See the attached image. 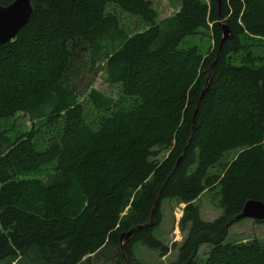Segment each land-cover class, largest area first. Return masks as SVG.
Returning a JSON list of instances; mask_svg holds the SVG:
<instances>
[{
	"label": "trees",
	"instance_id": "16d2710c",
	"mask_svg": "<svg viewBox=\"0 0 264 264\" xmlns=\"http://www.w3.org/2000/svg\"><path fill=\"white\" fill-rule=\"evenodd\" d=\"M31 2L27 24L0 46V264H124L120 236L149 222L158 194L153 226L123 247L130 264H142L136 245L169 253L152 234L164 200L183 206L170 264H264L259 240L226 242L244 204L264 203V0H178L159 23L149 0ZM109 5L147 29L127 34ZM220 24L231 38L216 56ZM202 30L209 52L180 48ZM98 76L129 103L94 89ZM17 114L39 125L11 138L1 124ZM42 168L52 182L27 176ZM217 187L222 214L202 221L195 203Z\"/></svg>",
	"mask_w": 264,
	"mask_h": 264
},
{
	"label": "rangeland",
	"instance_id": "374dc122",
	"mask_svg": "<svg viewBox=\"0 0 264 264\" xmlns=\"http://www.w3.org/2000/svg\"><path fill=\"white\" fill-rule=\"evenodd\" d=\"M153 11L156 14V22L159 23L162 19L174 15L179 9L178 0H149ZM107 13L113 15L119 22L122 29L129 35L142 32L147 29V25L144 24L138 17L131 16L130 14L122 12L119 8L113 5L107 7ZM257 40L247 38L244 43L247 46H252V54L260 50V46H257ZM197 46L202 54H206L213 47L212 36L208 30H202L201 34L193 37H187L183 39L180 44V48H187ZM238 54L237 57H241ZM264 57V52L261 53ZM241 58L235 60L239 63ZM101 94L106 97L112 98L114 101H120V103L126 105L129 101H124L121 98L120 87L117 85H107L103 83L102 79L98 76L95 78L93 86ZM78 102L81 103L84 109L85 118L87 121L94 123L97 117V113L93 110L90 103L86 99L85 95L79 97ZM38 123H31L29 119L22 115L17 114L8 120H5L1 124L2 131L9 137L14 138L16 135L27 132L32 126H38ZM47 135L44 134V139ZM235 155L224 158L217 166L210 170V172H220L222 163L229 162ZM50 168H42L38 171L37 175L28 174L27 176H36L40 178L44 183H50L54 179V174ZM220 196L219 188L204 192L196 201V206L199 210V216L202 221L211 222L217 219L222 214V209L219 205ZM161 223L158 227L153 228V236L161 241L164 245L169 247V253L160 257L156 251L148 250L147 248L136 245L134 247L135 261L142 264H170L175 261L177 256V248L181 244L184 235L180 233L178 228L179 219L182 216L183 206L177 204L173 200H164L160 203ZM251 239H257L264 244V222L255 223L251 219H243L231 226L226 238V242L241 243ZM175 246L173 247V245ZM207 252V246L200 248L198 257L203 258Z\"/></svg>",
	"mask_w": 264,
	"mask_h": 264
},
{
	"label": "water",
	"instance_id": "95a60500",
	"mask_svg": "<svg viewBox=\"0 0 264 264\" xmlns=\"http://www.w3.org/2000/svg\"><path fill=\"white\" fill-rule=\"evenodd\" d=\"M33 14V6L31 0H13L7 6H0V46L14 40L18 32L27 24L29 19ZM221 29V39L217 48V54L222 46V44L231 38V33L224 24H220ZM211 69V68H210ZM211 80V74L208 75L206 83L202 89V95L206 92ZM193 127V124H192ZM160 194L157 196L155 203L153 205L149 222L143 226H137L130 229L128 232L121 234L120 242V252L122 254L124 264H130L128 260L123 255V247L128 242L129 238L140 231L143 228H148L153 226L154 215L158 207V201ZM243 219H251L255 222H264V203L256 200L247 201L241 213L236 217V221Z\"/></svg>",
	"mask_w": 264,
	"mask_h": 264
},
{
	"label": "bare ground",
	"instance_id": "6f19581e",
	"mask_svg": "<svg viewBox=\"0 0 264 264\" xmlns=\"http://www.w3.org/2000/svg\"><path fill=\"white\" fill-rule=\"evenodd\" d=\"M2 46V45H1ZM159 195V194H158ZM158 208V207H157Z\"/></svg>",
	"mask_w": 264,
	"mask_h": 264
}]
</instances>
